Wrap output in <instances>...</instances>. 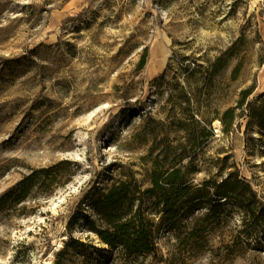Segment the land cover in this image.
I'll return each instance as SVG.
<instances>
[{
  "label": "rangeland",
  "instance_id": "obj_1",
  "mask_svg": "<svg viewBox=\"0 0 264 264\" xmlns=\"http://www.w3.org/2000/svg\"><path fill=\"white\" fill-rule=\"evenodd\" d=\"M252 85L250 99L264 90V0H0V195L32 168H77L50 194L35 189L0 206V264H55L72 215L90 214L121 171L142 178L150 167L149 145L138 141L155 125L149 117L163 122L159 136L175 138L167 115L180 116L173 107L186 95L214 131L194 153V182L235 166L264 201V137L247 132L244 117L229 134L214 119ZM241 220L224 202L211 249L191 254L165 230L158 252L141 256L106 252L79 220L72 234L90 248L66 264H264V239L242 242Z\"/></svg>",
  "mask_w": 264,
  "mask_h": 264
},
{
  "label": "trees",
  "instance_id": "obj_2",
  "mask_svg": "<svg viewBox=\"0 0 264 264\" xmlns=\"http://www.w3.org/2000/svg\"><path fill=\"white\" fill-rule=\"evenodd\" d=\"M147 60L146 47L138 68H144ZM220 61L221 58H218L213 63L216 69L223 67ZM170 65L171 61L167 68ZM182 66L187 71L192 70L184 62ZM239 68L240 65L234 71ZM254 93V85L243 89L236 106L228 107L214 117L221 121L224 132L233 133L234 125H239L238 118L241 116L247 119V132L256 128L264 137V90L250 99ZM193 105L191 96L186 95L179 107H173L180 116L167 115L169 125L176 126L177 134L173 139L171 134L159 136L157 128L163 122L149 117L155 125L153 129L139 134L138 141L149 145L143 159L150 167L142 178L135 170L121 171V176L112 177V184L92 201L90 214L82 211L72 215L68 223L69 239L57 252L55 264H66L69 257L81 255L90 248L72 234L79 220L85 222L87 230L98 236L103 245L106 244L109 249L106 252L120 250L130 256L156 254L159 236L167 230L175 238L178 248L185 247L194 255L203 253L212 247L213 233L220 223L224 202L241 210V226L237 224V230L242 242L254 236L264 239V201L252 184L241 176L238 168L229 165L225 168L227 173L220 179L194 182L192 173L198 171L194 153L214 135V131L212 120L197 118ZM185 160L189 163L185 164ZM76 169L70 160L32 168L0 195V206L22 203L35 189L50 194L56 187L67 184ZM93 248L96 252H104L103 248ZM85 259L92 258L85 256Z\"/></svg>",
  "mask_w": 264,
  "mask_h": 264
},
{
  "label": "bare ground",
  "instance_id": "obj_3",
  "mask_svg": "<svg viewBox=\"0 0 264 264\" xmlns=\"http://www.w3.org/2000/svg\"><path fill=\"white\" fill-rule=\"evenodd\" d=\"M101 244H102V243H101ZM64 245H65V242L60 241L59 243L56 244L55 250H56V251L61 250V249L64 247ZM105 246H106V244H105Z\"/></svg>",
  "mask_w": 264,
  "mask_h": 264
}]
</instances>
